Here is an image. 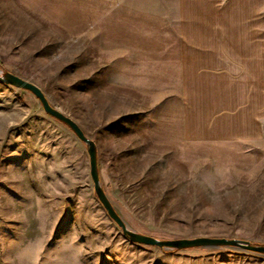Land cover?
<instances>
[{
  "label": "rangeland",
  "instance_id": "obj_1",
  "mask_svg": "<svg viewBox=\"0 0 264 264\" xmlns=\"http://www.w3.org/2000/svg\"><path fill=\"white\" fill-rule=\"evenodd\" d=\"M183 1L0 0V70L37 85L95 143L100 185L132 230L264 244V149L170 141L165 109L150 108L159 91L144 39L176 32ZM0 264H264V254L131 242L95 197L85 144L0 81Z\"/></svg>",
  "mask_w": 264,
  "mask_h": 264
},
{
  "label": "crops",
  "instance_id": "obj_2",
  "mask_svg": "<svg viewBox=\"0 0 264 264\" xmlns=\"http://www.w3.org/2000/svg\"><path fill=\"white\" fill-rule=\"evenodd\" d=\"M180 6L176 32L146 35L153 51H142L159 91L150 108H164L158 121L170 127L163 137L264 149V0Z\"/></svg>",
  "mask_w": 264,
  "mask_h": 264
},
{
  "label": "water",
  "instance_id": "obj_3",
  "mask_svg": "<svg viewBox=\"0 0 264 264\" xmlns=\"http://www.w3.org/2000/svg\"><path fill=\"white\" fill-rule=\"evenodd\" d=\"M0 81L5 84L30 91L39 100L45 113L66 124L77 136V138L85 144L89 160V174L93 183L95 197L100 202L109 218L116 223V225L121 229L122 234L131 242L170 250L196 246L209 248L231 247L264 254V244L252 243L249 240L242 238L198 236L193 238L159 239L151 235L132 230L111 205L100 185L95 143L85 135L83 130L75 121L52 106L41 89L34 83L25 80L15 73L1 70Z\"/></svg>",
  "mask_w": 264,
  "mask_h": 264
}]
</instances>
